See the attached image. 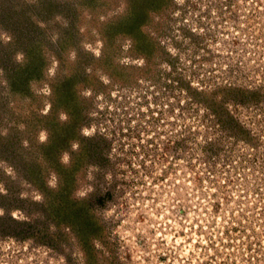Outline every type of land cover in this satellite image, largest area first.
<instances>
[{
  "label": "rangeland",
  "instance_id": "374dc122",
  "mask_svg": "<svg viewBox=\"0 0 264 264\" xmlns=\"http://www.w3.org/2000/svg\"><path fill=\"white\" fill-rule=\"evenodd\" d=\"M5 216L0 264H264V0H0Z\"/></svg>",
  "mask_w": 264,
  "mask_h": 264
},
{
  "label": "trees",
  "instance_id": "16d2710c",
  "mask_svg": "<svg viewBox=\"0 0 264 264\" xmlns=\"http://www.w3.org/2000/svg\"><path fill=\"white\" fill-rule=\"evenodd\" d=\"M50 202H51V200H50ZM47 203H49V202H47ZM55 204V203H54ZM48 206V205H47ZM50 206H52V208H54V209H56V210H58L59 208V206L57 207V208H55V207H53V205H51V203H50ZM65 214L68 216H66L67 218H69V221L68 222H66L67 224L68 223H70L72 220H70V216H72L71 215V213L69 214V213H67V212H65ZM2 219H5L6 221H9L10 223H12V224H16V225H18V226H22V225H24V224H26V222H20V221H16V220H14V219H12V218H10V217H8V216H5V218H1L0 217V220H2ZM55 221H57V220H55ZM58 224H59V221H58Z\"/></svg>",
  "mask_w": 264,
  "mask_h": 264
},
{
  "label": "clouds",
  "instance_id": "9594fccd",
  "mask_svg": "<svg viewBox=\"0 0 264 264\" xmlns=\"http://www.w3.org/2000/svg\"><path fill=\"white\" fill-rule=\"evenodd\" d=\"M43 139V138H42Z\"/></svg>",
  "mask_w": 264,
  "mask_h": 264
},
{
  "label": "snow or ice",
  "instance_id": "6c2138e0",
  "mask_svg": "<svg viewBox=\"0 0 264 264\" xmlns=\"http://www.w3.org/2000/svg\"><path fill=\"white\" fill-rule=\"evenodd\" d=\"M43 138V137H42Z\"/></svg>",
  "mask_w": 264,
  "mask_h": 264
}]
</instances>
